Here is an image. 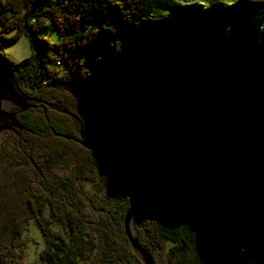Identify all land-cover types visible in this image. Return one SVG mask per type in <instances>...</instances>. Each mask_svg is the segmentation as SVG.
I'll use <instances>...</instances> for the list:
<instances>
[{"label": "trees", "instance_id": "trees-1", "mask_svg": "<svg viewBox=\"0 0 264 264\" xmlns=\"http://www.w3.org/2000/svg\"><path fill=\"white\" fill-rule=\"evenodd\" d=\"M263 24L261 0H0V45L21 35L31 45L23 60L0 58L23 93L71 112L81 97L115 125L114 143L141 154L134 227L154 264H264L249 253L264 252ZM45 108L20 112L31 132L3 135L0 261L29 264L35 220L38 264H140L123 231L129 160L87 149L101 156L80 171L37 140L60 131L50 114L71 123ZM62 161L78 170L54 173ZM86 181L103 196L77 195ZM241 214L251 244L228 252L219 219Z\"/></svg>", "mask_w": 264, "mask_h": 264}, {"label": "rangeland", "instance_id": "rangeland-1", "mask_svg": "<svg viewBox=\"0 0 264 264\" xmlns=\"http://www.w3.org/2000/svg\"><path fill=\"white\" fill-rule=\"evenodd\" d=\"M193 1V0H190ZM264 2V0H261ZM264 26V24H263ZM30 40L28 36L21 35L19 38L12 42H5L0 45V51L4 52L8 58L12 61L23 60L27 56L31 54L30 48ZM72 113L77 115L80 118L71 119V123L65 118H57L56 114H50L51 119L54 122V126L56 129L60 130L64 134H73L77 132V126L79 122H82V132L87 137L88 140L94 143L100 142H114L117 141V136L114 134V124L111 123L106 115L102 113V111L95 109L94 107L89 106L84 102L83 99L76 98L73 101ZM11 103L4 102L5 109H9L11 107ZM0 138V149L3 144V136ZM45 135V136H44ZM41 137L37 138V140L42 144L46 145L47 141L53 145L54 149H57L59 152L63 153L65 158H73L78 161L82 166L80 167V171H89L88 160L90 158L101 156V153L97 154L93 151H89L84 149L79 145V143L75 140H67L63 137L52 136L48 132H46ZM130 162V167L133 166L132 158L128 159ZM106 168V167H105ZM78 170V166L74 165L73 162H65L58 163L54 168L53 172L57 174H70L72 171ZM206 180L203 181V184L208 186L213 184V179L205 176ZM90 181H86L82 183V187L87 193H91ZM209 196L213 198V200H217L221 198L222 190L220 188H210L208 189ZM241 219L238 222H232L228 224V217L219 219V222L223 224V226L227 229V237L223 239L222 243L227 244L228 252H235L240 250L242 247H246V245L251 244L250 239V230L245 228V220L247 217L244 214H241ZM27 233L30 236V239L26 242L25 246V257H23V261L29 264H38L40 259V252L43 248V236L39 230V225L35 220L30 221V225L28 227ZM250 255L256 261L264 263V252H259L256 249L250 250Z\"/></svg>", "mask_w": 264, "mask_h": 264}, {"label": "water", "instance_id": "water-1", "mask_svg": "<svg viewBox=\"0 0 264 264\" xmlns=\"http://www.w3.org/2000/svg\"><path fill=\"white\" fill-rule=\"evenodd\" d=\"M4 102L11 103L15 105L13 108L5 109ZM42 104L50 109L63 112L68 115L73 121L74 119L80 118L72 113L71 111L65 109L63 106L51 104L48 101L36 98L35 96H30L22 92L21 87L18 82L13 77L12 68L6 63V61L0 58V138L1 135L9 130H14L19 128V130L24 129V125L19 122L17 117V112H24L30 108L36 107L38 104ZM82 122L78 123L77 133L78 137L62 134L64 139H74L79 142V144L86 149L94 151H118L124 154L127 159L132 158V175L129 184L127 185L128 194V208L123 216V228L124 233L128 237L131 247L136 253V255L142 260V264H154V259L151 253L144 248L138 239L136 238V229L134 227V216L136 211L135 205V191L136 188H142L144 185V164L141 158V154L132 148L124 147V145L117 144L114 142H100L94 143L87 139L81 129ZM27 130H29L27 128ZM53 133L58 135L59 132L52 129ZM0 264H3L0 261Z\"/></svg>", "mask_w": 264, "mask_h": 264}, {"label": "flooded vegetation", "instance_id": "flooded-vegetation-1", "mask_svg": "<svg viewBox=\"0 0 264 264\" xmlns=\"http://www.w3.org/2000/svg\"><path fill=\"white\" fill-rule=\"evenodd\" d=\"M15 105H11V107L10 108H13ZM43 106V105H42ZM44 111H46V108H45V106H44ZM17 117H18V119H19V122L22 124V125H24V123H23V121H24V118H22L21 116H20V111H18L17 112ZM27 128L28 127H26L25 125H24V129H22V130H19V128H16V129H14V130H9V131H7V133L8 134H11V135H13L14 137H16V138H21L22 136H24L27 132H31V129H29V130H27ZM48 128H49V130H50V132L51 133H53V131H52V129H54L51 125L50 126H48ZM45 130H44V132H42L43 133V135L46 133V132H48L49 133V131L47 130V128H44ZM55 130V129H54ZM55 131H57V130H55ZM57 132H59V134L58 135H56V134H54L53 133V135H55V136H59V137H63L62 136V132L61 131H57ZM50 134V133H49ZM67 135H71V136H75V137H78V133L77 132H75V133H73V134H67ZM45 136V135H44ZM67 140H74V139H67ZM76 141V140H75ZM78 142V141H77ZM79 143V142H78ZM80 145V144H79ZM41 154V153H40ZM39 163H41V165L43 166L42 167V169H44V170H46V168H44V165H45V161H44V156H42V155H40L39 156ZM77 193V192H76ZM77 195H80V196H82V197H102L103 196V194H101V193H99V194H92V193H87V192H83V193H81V192H78L77 193ZM140 264H142V260L140 261Z\"/></svg>", "mask_w": 264, "mask_h": 264}, {"label": "built area", "instance_id": "built-area-1", "mask_svg": "<svg viewBox=\"0 0 264 264\" xmlns=\"http://www.w3.org/2000/svg\"><path fill=\"white\" fill-rule=\"evenodd\" d=\"M241 250H243V249H241Z\"/></svg>", "mask_w": 264, "mask_h": 264}]
</instances>
